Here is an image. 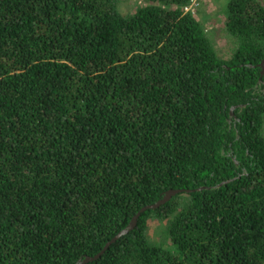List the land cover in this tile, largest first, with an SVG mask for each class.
Here are the masks:
<instances>
[{
  "label": "trees",
  "instance_id": "trees-1",
  "mask_svg": "<svg viewBox=\"0 0 264 264\" xmlns=\"http://www.w3.org/2000/svg\"><path fill=\"white\" fill-rule=\"evenodd\" d=\"M141 1L0 0V264L95 258L177 190L87 264H264V5L227 2L223 60L193 0Z\"/></svg>",
  "mask_w": 264,
  "mask_h": 264
},
{
  "label": "rangeland",
  "instance_id": "rangeland-1",
  "mask_svg": "<svg viewBox=\"0 0 264 264\" xmlns=\"http://www.w3.org/2000/svg\"><path fill=\"white\" fill-rule=\"evenodd\" d=\"M229 0H195L190 11L202 23L205 32L212 39L220 58L228 60L235 49L233 39L226 31L225 7ZM264 5V0H257ZM142 3L141 0H122L121 8L124 13L134 12ZM156 223L151 224L150 238L155 243L162 239L157 235ZM160 228V226H159ZM159 230V229H158Z\"/></svg>",
  "mask_w": 264,
  "mask_h": 264
},
{
  "label": "water",
  "instance_id": "water-1",
  "mask_svg": "<svg viewBox=\"0 0 264 264\" xmlns=\"http://www.w3.org/2000/svg\"><path fill=\"white\" fill-rule=\"evenodd\" d=\"M262 68H263V75H264V62L263 64L261 65ZM181 191L177 190V191H169L167 192V194L165 195V197L160 200L157 204L155 205H152V206H149L147 208H143L141 210V212L139 214H137V216H135L131 222V224L129 225V227L124 230L123 232H121L116 238H114L111 242H109L105 248L95 257V258H86L84 261H80L78 264H87L95 259H98L100 258L108 249L109 247L115 243L118 239H120L122 236H124L125 234H127L131 229H133L136 225V222H137V219L139 218V216L141 215V213L145 212L147 209H157L159 208L160 206H162L163 204H165L166 202H168L170 199H172L174 196L180 194Z\"/></svg>",
  "mask_w": 264,
  "mask_h": 264
},
{
  "label": "built area",
  "instance_id": "built-area-1",
  "mask_svg": "<svg viewBox=\"0 0 264 264\" xmlns=\"http://www.w3.org/2000/svg\"><path fill=\"white\" fill-rule=\"evenodd\" d=\"M194 2H195V0H193L192 3L190 4V6L185 9L187 12H191L190 9H191V7H193ZM191 13L194 14V12H191Z\"/></svg>",
  "mask_w": 264,
  "mask_h": 264
}]
</instances>
